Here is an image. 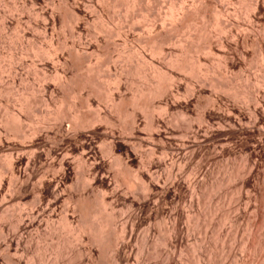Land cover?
Listing matches in <instances>:
<instances>
[{
  "label": "bare ground",
  "instance_id": "obj_1",
  "mask_svg": "<svg viewBox=\"0 0 264 264\" xmlns=\"http://www.w3.org/2000/svg\"><path fill=\"white\" fill-rule=\"evenodd\" d=\"M29 1L35 6L41 0ZM93 1L62 0L60 6H55L60 7L59 14L66 8L70 16L67 21L70 20L69 23L73 26L67 23L74 29L71 31L72 27L68 24L67 27L73 34L77 31L78 36L87 28L90 16H95V12H98L96 18L99 20L101 32L98 29L99 33H94V36L90 34L94 40L93 47L90 43L83 48L79 45L67 48L59 44L49 47L53 43L49 41V49L43 50L42 47L36 48L32 43L34 41H29L19 55H9L4 66L0 54V264H130L135 254L133 244L141 242L142 252L139 254L146 255L150 235L156 231L150 224L165 216H168L171 223L166 226V234L162 235L160 241L170 251L168 250L169 254L166 252L168 255L165 254L163 264H173L174 255L180 250L184 236L180 225L185 214L182 212L183 208L180 209L183 196L187 192L197 196L201 188L200 178L211 182L216 173L214 161L236 153V148L223 140L232 137L239 139L249 132H256L258 139L260 138L259 142H264V75L253 88H249L250 84L245 83V91L239 93L232 80L230 82L229 79L223 78L225 81H221V78L218 81L214 76L215 72L203 63L208 57L216 55L213 45L224 53L227 47L224 46L226 42L223 38L230 37L229 40L235 44L239 41V37L233 34L234 29H231L228 20L220 21L221 15H217L221 29L219 34L211 33L205 21H202L205 24L202 23L199 29L198 38L202 40V44L195 51L198 53L194 58L196 68H191L184 61V55L188 54L190 48L186 49L180 46L181 44H178L181 48L176 46L178 50L169 48L176 41L174 32L177 33L180 30L178 28L192 15L197 14L202 20L206 19V0H195L192 7L181 9V17H177L171 8L170 17L176 22L171 30H166L162 25L165 29L155 31L153 37L146 39L149 40L147 43L152 44L153 52L149 51L156 60L155 57L147 58L149 44L146 45L149 48H145L147 51L143 48L141 53L127 54L124 49V52L117 51L118 55L115 56L116 47L113 48L114 52L111 51V30L105 28L108 25L103 23V15L100 16L98 9L94 11V4H91ZM104 1L96 2L100 7H104ZM118 1L112 0V4L109 3L111 8H117ZM123 1L126 11L134 7L132 2ZM140 1L143 5L149 3L147 7L150 9V1ZM55 7L54 10L57 9ZM247 7L250 10L248 20L253 23L258 18L253 12L264 11V0H254ZM16 8L11 6V9L0 17L2 31L8 28V24L16 22L18 25L22 21L14 16V12H19V8ZM25 8H21L20 12ZM58 10L54 12L57 13ZM56 13L44 12L41 18L39 17L42 19V34L50 31L54 33L57 27L58 30L63 29L62 24L64 25L65 21L62 23V20L65 17L61 14V18L57 15L58 18ZM18 16L20 17V13ZM151 18V23L154 19L159 21L155 13ZM57 22H61V27ZM256 22L259 20L254 24ZM133 23H127L126 31H123L127 43L132 35L129 34L135 27ZM19 26L17 27L20 29ZM17 27L15 29H18ZM242 32L244 34V31ZM100 33H104L103 39L100 38ZM242 37L241 42L244 43L249 36ZM261 39H264L263 35ZM229 40L226 38V41ZM247 41L244 44L247 45ZM143 42L142 44H146ZM262 54L264 52L260 57ZM25 55L32 56V61L30 60L27 67L30 66L31 70L28 72L33 75L34 83L38 84L37 90L28 84L29 74L24 76L20 71L24 70L21 68L27 64L24 62ZM187 56L189 58L190 54ZM225 57L226 55L222 58ZM260 60L264 69V56ZM112 69L114 75L111 74ZM132 74L134 77L138 76L141 86L129 97L126 93L128 78ZM182 89L185 96H182ZM232 99L242 103L245 112L242 111L243 107L238 104L236 106L235 102L234 105L231 104ZM217 140L220 145H217ZM144 148H147V151ZM157 153L159 156H156ZM195 159L199 160L195 168L191 169L190 173H185L186 167L188 168ZM256 164L254 161L250 168H242L237 173L240 176L238 178H241L238 202L243 201L242 190L246 188V180L254 175L259 177L260 171L258 172ZM250 199L245 202L246 207L251 204L248 201ZM167 205H170V208ZM239 205L238 213L241 209ZM119 221L123 224L120 225ZM211 226L206 225L207 228ZM217 226L224 230L223 225ZM206 227L203 229L204 238L199 240L201 246L206 244V237L208 238ZM185 228L188 232L192 229L189 224ZM141 229L146 231L142 235ZM230 232H222L225 234L224 242L229 239V248L226 247L228 254L234 249L231 243L233 234L231 236ZM229 236L231 237L228 238ZM255 236L252 242L254 250L262 246L260 237ZM201 246L199 247L204 249ZM261 249L260 252H263L264 248ZM208 250L205 248L207 262L202 258L203 264H213L214 250H209V253ZM49 254L53 257H49ZM199 260L198 264H201ZM222 261L221 263L224 262ZM237 261L238 263H235L245 264L243 255Z\"/></svg>",
  "mask_w": 264,
  "mask_h": 264
},
{
  "label": "rangeland",
  "instance_id": "obj_2",
  "mask_svg": "<svg viewBox=\"0 0 264 264\" xmlns=\"http://www.w3.org/2000/svg\"><path fill=\"white\" fill-rule=\"evenodd\" d=\"M14 1V2H13ZM25 1V2H24ZM59 0H41L40 3L38 5L32 6L31 3H29V0H0V17H3V15L8 12V9H11V6L13 7H17L16 9H18L19 12H14V16H16L15 18H19L21 19L22 23L20 22L18 25L16 24V22H12L11 24H8V28L5 29V31L0 29V39L2 42H0V55L3 59V66L7 64L8 62V58L9 55L13 54V55H19L21 53V51H23V48L27 47V44L32 41V43H34L36 48H41L43 50H48L49 47L51 46H56V44L58 45H64L65 47L67 46V48H72L73 45L74 46H81L82 48L87 46V44H91V46L93 47L94 45L93 42V34L94 33H99L101 32V30L99 29L100 25H99V20H97V13L94 14L95 16H93V14L90 16L89 18V22L87 23V28L81 33V36L79 37L75 31V33L73 34L71 31H73V24H70V20L69 22L67 21L68 18L70 16H68L67 12H66V8L63 9L65 12H63V10L60 11V13L62 14V16H64L65 18H63L62 23L64 22L65 24H62L63 29L61 28V30H58V27L56 28V31H54V33L47 32L45 35L42 34L43 31L42 29V19H40L41 15L45 12V13H56L54 11L58 10V8L60 7H55L60 6L59 3L62 2V0L59 1V3H57ZM93 1V0H92ZM97 0H94L93 3L91 2V4H94L93 7L95 8L94 11H99L100 16H102L101 18H103V23L105 24V28H107V30H111L110 32L111 34V40L110 43L112 46V50L113 48H115V56L118 55L117 51H123L124 49L126 50L127 54H131L136 52V53H141L143 48L144 51L145 48L147 47L146 45L149 44L147 43L148 41H146V39H149L151 36L153 37L155 35V33L158 31H160L161 29H165L167 30H171L173 24H175L176 22H174L172 20V17H170L169 11L171 10V8L173 9V11H175L176 16L179 15V17H181V11L185 8H190L193 6V1L195 0H147V2L150 1V9L152 11H150V9L147 7V5L149 4H145L143 5L140 0H125L128 3H131L132 5H134V7H131L130 11L127 10L126 11V7L124 6V1H118V5L117 8H114L112 6H110V2L112 0H105L104 2V7H100V4H98L96 2ZM108 1V3L106 2ZM153 1V2H152ZM186 1V2H185ZM254 0H206L207 3V15H206V19L202 20L200 16H198L197 14H194L190 17L189 20L185 21L187 24H185V22L182 24L181 27H179L178 32H174V41L176 39L175 42H173L172 46H169L170 50L172 49H177L181 48L180 46L186 47V49L188 50V54L184 55V61L186 63H188L187 65L190 66L191 68H196L197 64L195 63L194 58H196V56L198 55V53L196 54V49L198 46H200L202 44V40L200 41L198 37H200V33H199V29L201 26V24H205L207 25L208 30L211 31V33L217 34L221 29H220V25H218V20L217 15L220 16V21H226L228 20L231 24V29H234V35L239 37V41L237 40V43H233L232 40L230 41V37H226L223 38V40L226 42V44L224 43L225 46V51L223 53V51H219V47H217L216 45H213V48L215 51H213L216 55L213 57H208L203 63H206L205 65L207 67H210V69H212L214 76H216L215 78L220 81H225L224 79L226 78L227 80L229 79L230 82L232 80V84L233 85H237V89L239 90V93L242 91H245V85L246 84H250L248 85L249 88H251L255 83H257L259 81V79H261V77L264 75L263 71V67L261 66L262 64H260L261 60L260 58H262L264 56V54H262L263 56H261V53L264 52V39H261L262 35L264 38V11L263 10H259L258 13L257 12H253L256 13L255 15L260 19L256 18L255 21L259 20V22H256L254 24L250 22L249 19V15L250 14V10H249V6L251 2H253ZM47 2V3H46ZM136 2V3H135ZM249 2V3H248ZM23 3V4H22ZM97 3V4H96ZM108 4V6L106 7V5ZM123 3V4H122ZM172 3V4H171ZM248 3V4H246ZM6 4V5H5ZM45 4V5H44ZM112 4V2H111ZM161 4V5H160ZM163 4V5H162ZM170 4V5H169ZM180 4V5H179ZM187 4V5H186ZM8 5V6H7ZM23 5V6H22ZM62 5V4H61ZM142 5V6H141ZM185 5V6H183ZM10 6V7H9ZM115 6V7H116ZM149 6V5H148ZM180 6V7H179ZM188 6V7H187ZM230 6V7H229ZM26 7V8H25ZM54 7L57 8L56 10H54ZM122 7V8H121ZM21 8H25L24 11H21ZM33 8V9H32ZM40 8V9H39ZM45 8V10H44ZM63 8V6L61 7V9ZM135 8V9H134ZM147 8V10L145 9ZM52 9L54 11H52ZM93 9V8H92ZM102 9V10H100ZM106 9V10H105ZM109 9V10H107ZM119 9V10H118ZM142 9V10H141ZM149 9V10H148ZM182 9V10H181ZM47 10V11H46ZM60 10V9H59ZM59 10L56 13V16L58 15L59 17L61 16V14H59ZM116 10V11H115ZM133 10V11H132ZM147 12H146V11ZM248 10V11H247ZM6 11V12H5ZM35 11V12H34ZM102 11V12H101ZM118 11V12H117ZM129 11V12H128ZM132 11V12H131ZM150 11V12H149ZM161 11V12H160ZM34 12V13H33ZM63 12V13H62ZM90 12V10H89ZM92 12V11H91ZM115 12V13H114ZM126 12V13H125ZM135 12V13H133ZM153 12V13H152ZM160 12V13H159ZM171 12V11H170ZM233 12V13H232ZM242 12V13H241ZM262 12V13H260ZM16 13H20V17L18 16V14ZM31 13V14H30ZM69 13V12H68ZM110 13V15H109ZM129 13V14H128ZM150 13V15H149ZM157 15V20H159L158 22L154 19V22H152L154 25H152L151 21L153 20L151 18V15L153 14ZM166 13V14H165ZM178 13V14H177ZM230 13V15H229ZM131 14V15H130ZM145 14V15H144ZM160 14V16H159ZM216 14V15H215ZM108 15V16H107ZM130 15V16H129ZM144 15V16H143ZM228 15V16H226ZM237 15V16H236ZM260 15V16H259ZM263 15V16H262ZM18 16V17H17ZM27 16V17H26ZM57 16V17H58ZM125 16V17H124ZM133 16V17H132ZM231 16V17H230ZM32 17V18H31ZM38 17V18H37ZM40 17V18H39ZM58 17V18H59ZM94 17V18H93ZM131 17V18H130ZM148 17V18H147ZM159 17V18H158ZM161 17V18H160ZM169 17V18H167ZM178 17V16H177ZM248 17V18H247ZM23 18V19H22ZM25 18V19H24ZM61 18V17H60ZM150 18V20H149ZM215 18V19H214ZM219 18V17H218ZM247 18V19H245ZM65 19V20H64ZM124 19V20H123ZM126 19V20H125ZM129 19V20H127ZM143 19V20H142ZM200 19V20H199ZM226 19V20H225ZM238 19V20H237ZM24 20V21H23ZM133 20V21H132ZM137 20V21H136ZM145 20V21H144ZM210 20V21H209ZM217 20V21H216ZM246 20V21H245ZM38 21V22H37ZM101 21V22H102ZM127 21V22H126ZM162 21V22H161ZM199 21V22H198ZM202 21H205L202 22ZM219 21V22H220ZM240 21V22H239ZM37 24H36V23ZM72 26H70L68 23ZM134 22L133 25L135 26L132 29V33L129 34L130 38L129 40H131L128 43L125 42V38H124V30L126 31V24L127 23H131ZM144 22V23H143ZM167 22V23H166ZM210 22V24H208ZM217 22V23H216ZM61 23V22H60ZM57 25L60 26L61 24ZM95 23V25H94ZM116 23V24H115ZM151 23V26H150ZM199 23V24H198ZM217 25H215V24ZM263 23V24H261ZM16 24V25H15ZM21 24V25H20ZM39 24V25H38ZM72 27L71 31L70 28H68L69 26ZM93 24V25H92ZM97 24V25H96ZM107 24V25H106ZM122 24V25H120ZM141 24V25H139ZM202 24V25H203ZM250 24V25H248ZM20 25V26H19ZM31 25V26H30ZM37 25V26H36ZM138 27H137V26ZM159 25V26H158ZM161 25V26H160ZM165 26V28L163 26ZM240 25V26H239ZM255 27H254V26ZM21 27V31L20 29L17 27ZM40 28H37L39 27ZM66 26V27H65ZM68 26V27H67ZM98 26V27H97ZM125 26V27H124ZM153 26H155L153 28ZM218 26V27H217ZM233 26V28H232ZM262 26V28H261ZM12 27V28H11ZM18 29H15V28ZM33 27V28H32ZM61 27V26H60ZM96 27V29L94 28ZM158 27V28H157ZM216 27V28H215ZM244 27V28H243ZM65 28V29H64ZM123 30H122V29ZM187 28V29H186ZM251 28V29H250ZM257 28V29H256ZM39 29V30H38ZM94 29V30H93ZM100 31H99V30ZM121 31H120V30ZM135 29V30H134ZM144 29V30H143ZM149 32H148V30ZM154 29V30H153ZM185 29V31H184ZM189 29V30H188ZM194 29V30H193ZM218 29V30H217ZM220 29V30H219ZM243 29V30H242ZM248 29V30H247ZM263 29V30H262ZM18 30V31H17ZM37 30V32H36ZM57 30L59 32H57ZM97 30V32H96ZM119 30V31H118ZM137 30V31H136ZM238 30V31H236ZM250 30V31H249ZM15 31L19 32L17 34V32L15 33ZM99 31V32H98ZM115 31V32H114ZM156 31V32H155ZM209 31V33H210ZM216 31V32H215ZM241 31V33H240ZM244 31V34L243 32ZM2 32V33H1ZM41 32V34H40ZM63 32V33H61ZM65 32V33H64ZM71 32V33H70ZM93 32V33H92ZM136 32V33H135ZM138 32V33H137ZM152 32V33H151ZM245 32L247 34H245ZM259 32V33H258ZM263 32V33H262ZM4 33V34H3ZM17 35H15V34ZM31 33V34H30ZM39 33V34H38ZM56 33V34H55ZM88 35H87V34ZM143 33V34H142ZM179 33V34H178ZM199 33V34H198ZM236 33V34H235ZM262 33V35H261ZM51 34V35H50ZM59 34V35H58ZM70 34V35H69ZM72 34V35H71ZM92 34V35H90ZM101 36L100 38L104 37V33H100ZM154 34V35H153ZM219 34V33H218ZM242 34L243 36L248 35V41H247V45L244 44L246 43V41L241 42L242 39ZM250 34V35H249ZM3 35V36H2ZM5 35V37H4ZM32 35V36H31ZM39 35V36H38ZM68 35V36H67ZM149 35V36H148ZM177 35V36H176ZM193 35V36H192ZM239 35V36H238ZM14 36V37H13ZM34 36V37H33ZM42 36V37H41ZM56 36V37H55ZM65 36V38L63 37ZM92 36V37H89ZM259 36V37H258ZM27 37V38H26ZM31 39H30V38ZM39 37V38H38ZM115 37V38H114ZM118 37V38H117ZM147 37V38H146ZM4 38V39H3ZM15 38V40H14ZM18 38V41H16ZM21 40H20V39ZM62 38V39H61ZM76 38V39H75ZM81 38V40H79ZM132 38V39H131ZM140 38V39H139ZM243 38V37H242ZM252 38V39H251ZM26 39V40H25ZM66 39V40H64ZM118 39V40H117ZM124 39V40H123ZM139 39V40H138ZM258 39V41H257ZM12 40V41H11ZM20 40V41H19ZM55 40V41H54ZM59 40V41H58ZM89 40V41H88ZM145 40V41H144ZM198 42H197V41ZM256 40V41H255ZM24 41V42H23ZM47 41V42H46ZM51 45L49 46L50 42ZM58 41V43H57ZM64 41V42H63ZM144 41V42H143ZM19 42V43H18ZM46 42V43H45ZM60 42V43H59ZM73 42V43H72ZM134 42V43H133ZM146 43V44H142ZM177 42V43H176ZM192 42V43H191ZM214 42V41H213ZM230 44H228V43ZM260 42V43H259ZM21 43V44H20ZM63 43V44H62ZM137 43V44H136ZM176 43V44H175ZM256 43V44H255ZM23 44V45H22ZM55 44V45H54ZM66 44V45H65ZM115 44V45H114ZM126 44V45H125ZM175 44V45H174ZM180 46H179V45ZM190 44H193L192 46ZM228 44V45H227ZM235 44V45H234ZM241 44V46H240ZM244 44V45H243ZM258 44V45H257ZM16 45V46H15ZM102 45V43L100 44ZM118 45V46H117ZM143 45V46H142ZM150 45V46H149ZM148 46L151 48V43ZM174 45V47H173ZM178 45V46H177ZM190 45V46H189ZM237 45V46H236ZM243 45V46H242ZM246 45V48H245ZM18 46V47H17ZM26 46V47H23ZM47 46V47H46ZM49 46V47H48ZM90 46V45H88ZM115 46V47H114ZM127 46V47H126ZM141 46V47H140ZM178 48H177V47ZM216 46V47H215ZM230 46V47H229ZM22 47V48H21ZM123 47V48H122ZM133 47V48H132ZM149 47H147L146 49H148ZM172 47V49H171ZM234 47V48H233ZM244 47V48H243ZM256 47V48H255ZM137 48V49H136ZM148 49L147 51V58H154L155 56H152V52L153 49ZM193 48V49H192ZM230 48V49H228ZM232 48V49H231ZM254 48V49H253ZM130 49V50H129ZM141 49V50H140ZM217 49V50H216ZM221 49V48H220ZM263 51H262V50ZM8 50V52H7ZM124 50V51H125ZM152 50V52L150 51ZM191 50V51H190ZM4 51V52H3ZM119 51V52H120ZM123 51V52H124ZM130 51V52H129ZM190 51V52H189ZM232 51V52H231ZM243 51V52H242ZM260 51H262L260 53ZM12 52V53H11ZM230 52V53H229ZM8 55H7V54ZM16 53V54H15ZM151 53V54H150ZM246 53V54H245ZM189 58L187 55H189ZM225 59L222 58L225 55ZM228 54V55H227ZM224 55V56H223ZM256 55V56H255ZM26 56V58H25ZM24 58V62H26L27 64L25 65V67L23 66L24 70H20L22 75L24 74L27 75L29 74L28 71H30V66L27 67L30 64V60L32 61V56L30 55H25ZM187 56V57H185ZM218 56V57H217ZM230 56V57H229ZM220 57V58H219ZM229 57V58H227ZM188 58V59H187ZM212 60H210V59ZM215 58V59H214ZM227 58V60H226ZM230 59V60H229ZM27 60V61H26ZM156 60V57L155 59ZM193 60V61H192ZM219 60V61H218ZM227 62H226V61ZM190 61V62H188ZM242 61V62H241ZM193 62V63H192ZM213 62V63H212ZM194 64V65H193ZM213 64V65H211ZM226 64L228 67H226ZM196 65V67H195ZM225 65V66H224ZM194 66V67H193ZM214 67V68H213ZM216 68V69H215ZM230 68V69H229ZM259 68V69H258ZM226 69V70H225ZM263 69V70H262ZM26 70V71H25ZM228 70V71H227ZM111 74L113 73L114 75V69L111 70ZM230 71V72H229ZM133 72V71H132ZM220 74H219V73ZM135 74V73H134ZM134 74L130 75L128 80V88H127V95L130 97L131 94H134L135 91L141 86V80L138 78V76L134 77ZM217 74V75H215ZM234 74V75H233ZM238 75V76H237ZM32 76L31 74H29L28 77V84H30V86H34L32 87L33 89L37 90L38 84L34 83L35 81L32 80ZM234 76V77H233ZM243 76V77H242ZM189 77V76H188ZM187 77V79H188ZM224 78V79H223ZM241 78V80H240ZM34 79V78H33ZM139 80V81H138ZM133 81V82H132ZM236 83H235V82ZM31 82L32 85H31ZM235 83V84H234ZM246 83V84H245ZM133 84V85H132ZM185 84V83H184ZM183 84V86H185ZM242 87H241V86ZM243 85L245 87H243ZM137 86V87H136ZM182 86V88H183ZM136 87V88H135ZM18 88V87H17ZM130 88V89H129ZM240 88V89H239ZM253 88V87H252ZM133 89V90H132ZM184 89V88H183ZM181 90L182 96H185V92L184 90ZM34 90L37 93V91ZM248 89L246 88V91ZM134 91V93H133ZM241 92V93H242ZM233 101L231 104L234 105V102L241 107H243L242 103H238L237 101H234L233 99L231 100ZM230 101V102H231ZM203 104V103H202ZM245 108H242V111ZM245 112V110L243 111ZM252 133V134H251ZM246 135V136H245ZM245 135H242L241 137H239V139H234L232 138H226L223 141H227V143H229L230 145H232L233 147H235L236 149V153L233 155H226L223 158H220L216 161H214V168L216 170V173L213 177V179L211 180V182H208L207 179H202L200 178V190L197 193V196L194 194H191L188 192L185 193V195L183 196L182 200L183 202H181L180 204V209H182V212L184 214L183 219H181L180 221V225H182V229H183V241L180 247V250L178 249L176 251V255H174V260H173V264H198V259H202L203 261L207 260L206 258V252H205V248L206 251L209 250L213 251L212 254H214V258H213V264H237L239 259H241V255H243V257L245 258V264H263L264 262V250L263 252H260V250L262 251L261 248H264V142H259L260 138L258 139V135L255 132H249ZM251 135V136H250ZM255 135V136H254ZM243 137V138H242ZM247 137V138H246ZM251 137V139H250ZM253 137V138H252ZM246 138V139H244ZM230 139V140H229ZM232 141V142H231ZM231 142V143H230ZM259 142V143H258ZM219 144V140H217V145ZM236 144V145H235ZM257 144V145H256ZM260 144V145H259ZM216 145V146H217ZM220 145V144H219ZM240 146V147H239ZM263 148V149H262ZM145 149V148H144ZM143 151H147V148ZM145 151V152H146ZM156 156H159L158 153L156 154ZM195 161V162H194ZM192 163H190L188 165V168L186 167V171L185 173H190L191 169L195 168V166L197 165V162L199 160H194ZM256 161L257 162V168H258V176L256 177V175H254L252 178H249L248 181L246 180V188H244L243 193H242V197H243V203L242 202H238V188L240 189L241 187V178H238L239 174H237L238 172H240V169L242 168H250V166H252L251 164H253V162ZM190 166V167H189ZM222 167V168H220ZM222 169V170H221ZM224 169V170H223ZM218 170V171H217ZM219 171L221 173H219ZM217 174V175H216ZM224 174V175H223ZM232 176H231V175ZM185 176H189V174H185ZM224 176V177H223ZM218 177V178H217ZM230 177V178H229ZM236 177V178H235ZM240 177V176H239ZM227 179V181H226ZM164 180V179H163ZM205 180V181H204ZM220 180V181H219ZM166 181V180H164ZM205 185H204V183ZM202 182V183H201ZM225 182V183H224ZM208 183V184H207ZM210 183V184H209ZM238 183V185H237ZM250 183V184H249ZM202 184V185H201ZM221 184V185H219ZM218 185V186H217ZM248 185V186H247ZM204 186V187H203ZM238 186V187H237ZM206 187V188H205ZM208 187V188H207ZM250 187V188H249ZM204 188V189H203ZM250 190V191H249ZM202 191V192H201ZM207 191V192H206ZM237 191V192H236ZM249 192V193H247ZM200 193V194H199ZM206 193V194H205ZM258 193V194H257ZM205 194V195H204ZM238 194V195H237ZM193 195V196H191ZM254 195V196H253ZM186 196V197H185ZM199 196V197H198ZM248 196V197H247ZM206 197V198H205ZM246 197V198H245ZM258 197V199L256 198ZM191 198V199H190ZM197 198V199H195ZM251 198V199H250ZM247 199L251 204H248V206L246 207L244 204L247 201ZM257 199V201H256ZM198 200V201H197ZM207 200V201H206ZM252 200V201H251ZM237 201V202H236ZM192 202V203H191ZM207 202V203H206ZM226 202V203H225ZM248 202V203H249ZM196 203V204H195ZM205 203V204H204ZM167 204H169V202H167ZM190 204V205H189ZM241 204V206L239 205ZM205 205V206H204ZM210 205V206H209ZM239 207L242 209H240L239 213L237 211V207ZM169 206V207H168ZM168 208H170V205H167ZM193 207V208H192ZM188 210V212L186 210ZM245 209H247L245 211ZM202 210V211H201ZM196 211V212H194ZM237 211V212H236ZM245 211V213H244ZM200 213V214H199ZM243 213V214H242ZM190 215V216H189ZM199 215V216H198ZM189 216V217H188ZM239 216V217H238ZM187 217V218H186ZM164 218V219H162ZM158 220L160 221H155L152 222L150 225H153L154 227V233L150 235V241L149 244L147 246V250L148 252H146L145 254L140 255L139 252H142V245L141 242H137L136 244L134 243L133 246V250H134V255L132 260L130 261V264H163V260L165 258V254L168 253V250L170 251L169 248H167L166 246L162 245L161 243V239H162V235L164 236L166 234V228L168 227V225H170L171 220L168 218V216L166 217H162ZM223 222V223H222ZM120 224V221L118 222ZM195 223V224H194ZM123 222H121L120 225H122ZM188 224L190 225V231H187V227ZM159 225V226H158ZM184 225V226H183ZM187 225V226H186ZM206 227V225H212L211 228H207L205 229L206 234H208V238L206 237V241L204 244V246H201L199 243V240H202L205 235L204 233V226ZM217 225H223L224 226V230L222 231L221 229L218 228ZM225 225L227 227H225ZM167 226V227H166ZM204 228H203V227ZM257 226V227H256ZM216 227V228H215ZM253 227V229H252ZM215 228V229H214ZM230 228V230H228ZM232 228V229H231ZM235 228V229H234ZM146 230V228H144ZM143 229V230H144ZM209 229V230H208ZM213 229V230H212ZM218 229V230H217ZM226 229V230H225ZM142 230V229H141ZM140 231V235H142L143 233H145L146 231ZM216 230V231H215ZM238 230V231H237ZM252 230V231H251ZM187 231V232H186ZM213 231V232H211ZM215 231V234H214ZM221 231V232H220ZM225 231H231L229 234L232 236H229L228 238L231 237V240H233V242L231 241V246L234 248L232 250V252H230V254H228L229 250V239L226 240V242H224V233ZM236 231V232H235ZM202 232V233H201ZM224 232V233H222ZM254 232V233H252ZM213 235H212V234ZM219 233V234H218ZM200 234V235H198ZM204 234V235H203ZM160 235V236H159ZM215 235V236H214ZM219 237H217V236ZM223 235V236H222ZM235 235V236H234ZM258 236L260 237L261 241H260V245L261 247L256 248V250H254L253 248V239L254 236ZM214 236V237H213ZM255 236V237H256ZM200 237V238H199ZM203 237V238H202ZM221 237V238H220ZM222 238H223V242H222ZM235 238V239H232ZM187 239V240H186ZM197 239V240H196ZM208 239V240H207ZM215 239V240H213ZM252 239V240H251ZM155 240V241H154ZM234 240H236L234 242ZM208 241V242H207ZM215 241V242H214ZM218 241V242H217ZM240 241V242H239ZM212 242V243H211ZM222 242V243H220ZM251 244H250V243ZM226 243V244H225ZM240 243V244H239ZM215 244V245H214ZM221 244H225L224 246ZM214 245V246H212ZM218 245V246H217ZM227 245V246H226ZM242 245H245V247ZM250 245V247H249ZM204 247V249L200 248ZM208 246V247H207ZM211 246V247H210ZM221 246H223V252L221 249ZM140 247V249H139ZM228 247V248H226ZM212 248V249H211ZM244 248V251L243 249ZM253 248V250H251ZM227 249V250H225ZM241 249V250H240ZM250 249V250H249ZM165 250V251H164ZM201 250V252H199ZM208 250V253H209ZM240 250V251H239ZM243 250V252H242ZM138 251V253H136ZM180 251V252H179ZM218 251V252H217ZM225 251V252H224ZM256 251V252H253ZM167 252V253H166ZM216 252V253H215ZM236 252V253H235ZM242 252V254H241ZM145 253V252H144ZM149 255H148V254ZM205 253V255H204ZM225 255H223V254ZM229 255L227 256L226 255ZM252 253V254H250ZM139 254V256H138ZM169 254V253H168ZM167 254V255H168ZM221 254V256H220ZM255 254V255H254ZM51 254H49V257ZM137 255V256H135ZM156 255V256H155ZM223 255V256H222ZM245 255V256H244ZM257 255V256H256ZM261 255V256H260ZM141 256V258H140ZM143 256V257H142ZM178 256V257H177ZM219 256V257H218ZM240 256V257H239ZM259 256V257H258ZM53 257V256H52ZM147 259H146V258ZM201 257V258H200ZM206 257V258H205ZM218 257V258H217ZM222 257V258H221ZM229 257V258H228ZM261 257V258H260ZM152 258V259H151ZM226 258V259H224ZM238 258V259H236ZM259 258V259H258ZM223 259V261H222ZM253 261V262H251ZM134 260V261H133ZM199 260V261H200ZM201 260V264H203L204 262ZM215 260V261H214ZM218 262H217V261ZM220 260V261H219ZM226 260V262H225ZM197 263H195V262ZM221 261L223 263H221ZM246 261H248L246 263ZM194 262V263H193ZM207 262V261H205ZM237 262V263H235ZM255 262V263H254ZM262 262V263H261ZM212 264V263H211Z\"/></svg>",
  "mask_w": 264,
  "mask_h": 264
}]
</instances>
